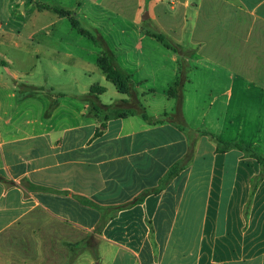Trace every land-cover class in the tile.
Segmentation results:
<instances>
[{"label": "crops", "instance_id": "crops-1", "mask_svg": "<svg viewBox=\"0 0 264 264\" xmlns=\"http://www.w3.org/2000/svg\"><path fill=\"white\" fill-rule=\"evenodd\" d=\"M38 3L63 7L91 23L130 76L132 95L120 94L102 73L104 82L97 84L104 92L97 101L115 104L102 117L89 91L70 96L47 90V82L26 79L42 59H49L56 75L64 72L63 82L72 80L60 61H71L72 50L82 53L81 44L93 61L101 55L73 29L45 31L66 18L39 10ZM29 15L49 17V25L26 31L23 20L10 30L0 18V238L40 210L97 236L94 255H80L74 264H264V169L237 149L217 152L204 134H192L190 159L165 187L111 211L100 233L94 231L101 211L80 200L102 208L127 205L159 187L189 153L185 131L168 121L149 124L141 110L152 120L169 114L193 131L252 146L264 156V0H0V17ZM113 19L131 29L118 27L120 38L147 25L145 35L162 49L144 48L146 54L156 51L169 63L142 62L144 49L138 43L133 47L140 52L137 57L118 52L100 33L102 21ZM150 33L167 40L159 42ZM68 38L78 45L71 47ZM43 43L46 48L40 47ZM82 58L76 57L80 65ZM179 58L192 75L200 70L203 76L196 82L206 90L186 75L178 95L168 96L180 74ZM156 69L168 71L166 98L176 101V111L150 116L141 99L154 90L142 85L155 78ZM110 88L114 98L104 102ZM188 102L207 104L189 115ZM65 103L78 110L66 109ZM124 111L131 113L119 117ZM88 118L93 119L90 129ZM102 123L105 127L93 138ZM22 261L0 256V264H30Z\"/></svg>", "mask_w": 264, "mask_h": 264}, {"label": "rangeland", "instance_id": "rangeland-1", "mask_svg": "<svg viewBox=\"0 0 264 264\" xmlns=\"http://www.w3.org/2000/svg\"><path fill=\"white\" fill-rule=\"evenodd\" d=\"M74 17L79 21L81 27L93 31L91 23L85 21L84 17H76V15H74ZM0 18L4 28L10 30H16L20 22L24 20L26 25L24 29L26 31L37 30L45 25H49L50 20L49 17H31V15H29V17ZM146 20L147 19L143 21ZM108 22L109 23H107V20L104 22L102 21L103 29L100 31V33L106 41L118 48V52L127 51V53H129L128 57H137L139 55L138 53L140 52L133 49L134 45L137 43L143 46V49H162L160 44L156 43L155 40H152L145 35V31L148 30L147 25L145 26V24L142 23L136 28L137 30H134L135 32L129 31V34L120 38L121 36L118 32V27L123 29H130V27H128L125 22L116 19H113L112 22ZM112 23L114 25H112ZM45 29V31H63L72 29V27H70L69 19L66 18V20L55 26H46ZM75 32L76 31L73 29V33ZM166 40L167 39H165V41ZM68 42L71 43V47L73 48L78 45L75 40H69V38ZM85 45L88 46V48H93V44L90 42H87ZM40 47L46 48L47 44L43 43L40 45ZM79 47L81 48L82 53H76L72 50L73 59H71V61H60V67H65L66 72L71 73L72 80L66 78V82H63L64 72L59 70L58 75L60 73V76L56 75L54 70L49 65V59H42L41 64L36 65L37 67L29 72V74L26 76V79H31L40 84L47 82L48 85L46 87L44 86V88L47 90H50L51 87H53L62 90L70 96L72 94L84 95V93L90 90L92 85L104 82V75L98 69L96 61H93L92 53L89 51L87 55L84 54V44L77 46V48ZM150 52V55H148L146 54V49L143 50V56H140L142 62H153L155 65L158 63H169V58L165 59L156 51L150 50ZM78 54L80 58L83 57L80 59L82 60L81 65L76 60ZM182 62L183 60L179 58V64L182 65ZM184 65V76L188 75V77L192 79L197 85L196 87L206 90V86L201 84L202 82H200V84L196 82V80L199 78L198 75L203 76L202 73H199L200 70L192 75V71L189 70L190 67H188L185 62ZM83 67H87L86 72L82 70ZM128 67L133 68L131 66ZM154 72L156 75L155 78L149 79L146 84L142 85L145 88L153 89L154 93L147 95L144 99H141V103L144 107H146L147 113L150 116L154 114H161L164 109L167 113L171 112V108L176 111V101H171L169 103L167 102L166 98L168 88L167 84L165 83V79H167L168 71L156 69ZM182 80V77L179 75L175 81L177 82L178 87L173 84L171 85L172 89L179 90ZM202 80L204 79L201 78L200 81ZM190 88L191 87H188L187 90ZM113 89L114 88L108 89L103 95L102 99L104 102H109L114 98ZM212 95L214 96V93H212ZM224 100L225 99H220L221 102H224ZM84 104L85 102L82 101V106ZM206 104L207 103L203 102L185 103V113L187 112L189 115L201 113V110H205ZM75 105L72 106L68 103H65V108H69V110L72 111H77L78 109H76L77 107H75ZM101 115L103 117L105 113L101 112ZM102 117L101 120L104 119ZM92 120L93 119L88 118V129L91 127L93 122ZM98 243L99 242L96 235L77 231L74 228L68 227L55 220L45 212L36 210L27 215L22 222H19L17 225L12 227L3 235V237L0 238V256H7L9 259L21 258L23 260L22 262H29L30 264H74L80 255L93 256Z\"/></svg>", "mask_w": 264, "mask_h": 264}, {"label": "trees", "instance_id": "trees-1", "mask_svg": "<svg viewBox=\"0 0 264 264\" xmlns=\"http://www.w3.org/2000/svg\"><path fill=\"white\" fill-rule=\"evenodd\" d=\"M36 6L39 10H47V11H50V12L56 14L60 18L69 19V22H70L72 29H74L81 36L89 38L95 46H97L101 49V55L97 58L96 64H97V67L99 68V70L105 75V78L107 79V81L111 82L120 94H125L128 96L132 95L133 89H132V83L130 80V76L117 65L116 60H115V55L113 53H111V51L108 49L107 45L105 44V42L102 40L101 36H99V34L97 32L90 31L88 29H84L83 27H81L79 21L74 17V13L70 10L63 8V7H60L57 5L39 4V3L36 4ZM150 36L156 38L159 42L165 41V37L161 34L150 33ZM165 47L170 48L169 45H165ZM174 50L176 52H178L177 48H175V47H174ZM184 66L185 65H184V61H183L181 68L179 70V73H180L179 75L182 77V79L185 77L184 76L185 75ZM175 86L178 87V84L175 83ZM179 87H181V86H179ZM178 91L179 90H176V89L175 90L170 89L168 92V96L169 97H175L178 95ZM103 92H104V88L99 86L98 84L92 85L90 90H89V95L94 98L93 109L96 112H102L103 110L107 111L109 108H111L115 105V104L101 105L97 101L98 96L101 95ZM137 110L139 111L140 109H137ZM139 112H140L142 118L145 121H147L149 124H158V123L168 121V122H171L172 124H174L179 129V131H185L187 136L190 138L189 153L185 156V158L181 162H179V163H177L171 167L167 177L163 181H161V183L159 184V187L152 189L150 191L143 192L140 196L135 198L132 202H130L127 205L119 206V207H113V208H102V207L94 205L93 203H91L89 201H86L85 199H80L83 203H86L90 206H94L98 210L101 211L102 219H101V222H100L99 226L97 227V229H95V231H94L95 233L101 232L102 227L105 226V224L108 221L107 217L111 211L122 209V208H125L128 206H133V205L141 202L146 195H148L150 193H158L163 187H165L170 182V180L173 177H175L179 173V171H181L184 168L186 161H188L190 159V156H191L192 147L194 145V143H193L194 141L191 140V136L195 132L198 134L206 135L212 142H214L216 145L217 152H226V151H229L231 149H237V150L243 152L245 155L255 158L261 164V166L264 169V156L258 154L252 146L241 145L237 142L223 141V140L218 139L217 137L213 136L211 133L193 131L192 129L187 127L186 124H184V125L178 124L176 119H174L169 114H163L161 118L152 120L147 116V114L143 110H141ZM130 113H131L130 111H124V112L118 113V116L119 117H126ZM104 127H105V123H102L101 126L99 127V129H97V131L94 133L93 138L98 137L101 133V130ZM255 181H256V179L253 180V188L255 187Z\"/></svg>", "mask_w": 264, "mask_h": 264}, {"label": "water", "instance_id": "water-1", "mask_svg": "<svg viewBox=\"0 0 264 264\" xmlns=\"http://www.w3.org/2000/svg\"><path fill=\"white\" fill-rule=\"evenodd\" d=\"M148 18V15L145 14L144 17L142 18L143 20L147 19Z\"/></svg>", "mask_w": 264, "mask_h": 264}]
</instances>
